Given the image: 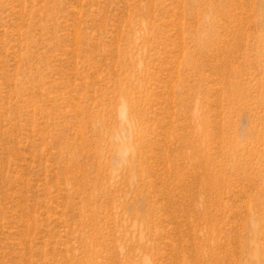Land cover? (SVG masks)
Segmentation results:
<instances>
[{
  "label": "rangeland",
  "instance_id": "374dc122",
  "mask_svg": "<svg viewBox=\"0 0 264 264\" xmlns=\"http://www.w3.org/2000/svg\"><path fill=\"white\" fill-rule=\"evenodd\" d=\"M0 264H264V0H0Z\"/></svg>",
  "mask_w": 264,
  "mask_h": 264
}]
</instances>
